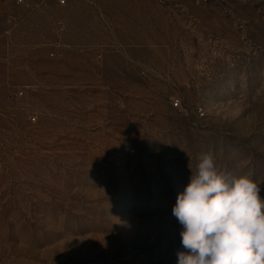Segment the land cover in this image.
<instances>
[{"label": "rangeland", "instance_id": "rangeland-1", "mask_svg": "<svg viewBox=\"0 0 264 264\" xmlns=\"http://www.w3.org/2000/svg\"><path fill=\"white\" fill-rule=\"evenodd\" d=\"M58 3L0 0V264H177L203 154L264 181V0Z\"/></svg>", "mask_w": 264, "mask_h": 264}, {"label": "clouds", "instance_id": "clouds-1", "mask_svg": "<svg viewBox=\"0 0 264 264\" xmlns=\"http://www.w3.org/2000/svg\"><path fill=\"white\" fill-rule=\"evenodd\" d=\"M262 183L234 177L203 154L172 209L182 226L177 264H264Z\"/></svg>", "mask_w": 264, "mask_h": 264}, {"label": "built area", "instance_id": "built-area-1", "mask_svg": "<svg viewBox=\"0 0 264 264\" xmlns=\"http://www.w3.org/2000/svg\"><path fill=\"white\" fill-rule=\"evenodd\" d=\"M23 0H19V2H22ZM65 4V0H59V5H64ZM175 106H178V103H176ZM36 119L33 118V121H35Z\"/></svg>", "mask_w": 264, "mask_h": 264}, {"label": "trees", "instance_id": "trees-1", "mask_svg": "<svg viewBox=\"0 0 264 264\" xmlns=\"http://www.w3.org/2000/svg\"><path fill=\"white\" fill-rule=\"evenodd\" d=\"M59 4V3H58Z\"/></svg>", "mask_w": 264, "mask_h": 264}]
</instances>
